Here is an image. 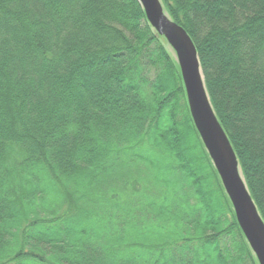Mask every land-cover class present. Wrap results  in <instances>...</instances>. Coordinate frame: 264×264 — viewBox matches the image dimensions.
Returning a JSON list of instances; mask_svg holds the SVG:
<instances>
[{"label": "trees", "instance_id": "obj_1", "mask_svg": "<svg viewBox=\"0 0 264 264\" xmlns=\"http://www.w3.org/2000/svg\"><path fill=\"white\" fill-rule=\"evenodd\" d=\"M160 1L264 222V0ZM247 262L138 0H0V264Z\"/></svg>", "mask_w": 264, "mask_h": 264}, {"label": "water", "instance_id": "obj_2", "mask_svg": "<svg viewBox=\"0 0 264 264\" xmlns=\"http://www.w3.org/2000/svg\"><path fill=\"white\" fill-rule=\"evenodd\" d=\"M138 2L150 27L173 53L195 130L250 251L257 264H264V222L247 189L232 145L210 104L195 45L186 30L169 17L160 0Z\"/></svg>", "mask_w": 264, "mask_h": 264}, {"label": "rangeland", "instance_id": "obj_3", "mask_svg": "<svg viewBox=\"0 0 264 264\" xmlns=\"http://www.w3.org/2000/svg\"><path fill=\"white\" fill-rule=\"evenodd\" d=\"M200 139V138H199ZM201 141V140H200ZM202 143V142H201ZM192 145H193V147H194V149H195V151H196V153L198 154L199 152H200V147H199V142H198V140L196 139V138H193L192 139ZM203 145V144H202ZM204 148V147H203ZM207 184H208V188H210V190H213L214 192H215V195H216V197L217 198H220V197H222V196H219L217 193H216V191H215V186L211 183V182H207ZM223 201H224V199H223ZM223 207H225V208H227L226 207V205H222ZM231 206V205H230ZM232 208V207H231ZM251 255H252V258H253V260L255 261V263L257 264V261H256V258L254 257V255L252 254V252H251ZM248 264H249V262H247Z\"/></svg>", "mask_w": 264, "mask_h": 264}]
</instances>
